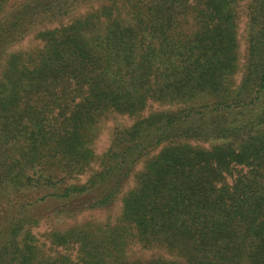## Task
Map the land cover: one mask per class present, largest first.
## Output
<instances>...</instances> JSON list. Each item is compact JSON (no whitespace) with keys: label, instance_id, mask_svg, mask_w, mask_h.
I'll return each instance as SVG.
<instances>
[{"label":"trees","instance_id":"1","mask_svg":"<svg viewBox=\"0 0 264 264\" xmlns=\"http://www.w3.org/2000/svg\"><path fill=\"white\" fill-rule=\"evenodd\" d=\"M0 264H264V0H0Z\"/></svg>","mask_w":264,"mask_h":264},{"label":"rangeland","instance_id":"2","mask_svg":"<svg viewBox=\"0 0 264 264\" xmlns=\"http://www.w3.org/2000/svg\"><path fill=\"white\" fill-rule=\"evenodd\" d=\"M243 14V13H242ZM245 17L244 15H242V19H241V22H240V30H244L245 28ZM243 32V31H242ZM36 43V40L32 38H28V37H25L17 46L16 48H24V47H29V46H32ZM111 121H108L102 128V131L100 133V141L98 142V145H99V150H103L104 148L107 147L108 143H109V139L108 137L110 136V127L112 126V122L114 120H118L117 118L115 119H110ZM113 120V121H112ZM98 213V212H97ZM95 215H97L95 213ZM100 216H105L106 213L103 212L101 214H99ZM49 227V224L48 223H43L41 226H39L37 228V232L39 233H43L44 231H46Z\"/></svg>","mask_w":264,"mask_h":264}]
</instances>
